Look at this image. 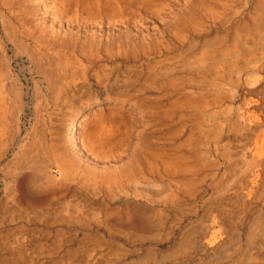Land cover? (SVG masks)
Returning a JSON list of instances; mask_svg holds the SVG:
<instances>
[{
    "label": "rangeland",
    "instance_id": "obj_1",
    "mask_svg": "<svg viewBox=\"0 0 264 264\" xmlns=\"http://www.w3.org/2000/svg\"><path fill=\"white\" fill-rule=\"evenodd\" d=\"M68 8L144 32L65 55L48 5L0 0V210L44 220L2 227L0 264H264V0Z\"/></svg>",
    "mask_w": 264,
    "mask_h": 264
},
{
    "label": "bare ground",
    "instance_id": "obj_2",
    "mask_svg": "<svg viewBox=\"0 0 264 264\" xmlns=\"http://www.w3.org/2000/svg\"><path fill=\"white\" fill-rule=\"evenodd\" d=\"M14 1V5L17 7H22V20L23 21H27L30 22L31 19L29 20V16H34L36 13H38V8L40 5H48V10L49 12H52L55 16L52 24L48 27H43L41 29V35L37 38L36 42L38 44H43V46L46 47H50L53 49H59L61 52H63L65 55H72V53H76V51L78 50V48L80 47L81 49H87V50H93V49H100L102 47H105L109 50H113L116 49L118 50L119 54H122L125 52L126 48L129 46V43L131 41V37L132 34L134 33V31H136V33H143L144 29L142 28H135L134 30L129 28L128 24L125 23V19L121 18L117 21H114L113 23H109L106 24V26L104 25L105 22H103V20H95V16H93V14H91L90 12H87V16L84 18L86 19L85 23L80 24L79 22L75 21V15L76 13H72L69 7H73V6H77L79 7L80 5V1L81 0H32L34 2V4L30 5L28 0H13ZM85 1V0H83ZM87 1V0H86ZM90 1L92 0H88V2L90 3ZM254 1V0H253ZM260 1V0H259ZM236 2V1H235ZM239 2V1H238ZM252 2V1H251ZM97 4V3H96ZM126 4V2H125ZM237 4V3H236ZM258 4V3H257ZM39 5V6H38ZM128 5V4H127ZM235 5V4H234ZM254 5V4H253ZM119 6V5H118ZM249 6V5H248ZM255 6V5H254ZM258 6V5H257ZM256 6V7H257ZM37 8V9H36ZM122 8V7H121ZM251 8V6H250ZM36 9V10H35ZM254 9V8H253ZM256 9V8H255ZM258 9V8H257ZM262 9V8H261ZM264 9V8H263ZM262 9V12L264 11ZM182 10V9H181ZM248 10V9H247ZM260 10V9H258ZM256 10V12L258 11ZM244 11V10H243ZM242 11V12H243ZM121 12V11H120ZM168 12V11H167ZM248 12V11H247ZM252 12V11H251ZM175 13V12H174ZM188 13V12H186ZM254 13V12H253ZM258 13V12H257ZM127 14V13H126ZM191 14V13H190ZM256 14V13H255ZM86 15V14H85ZM167 15V14H165ZM233 15V14H232ZM163 16V15H162ZM164 17V16H163ZM230 17V16H229ZM248 17V16H247ZM249 17H251L249 15ZM264 17V16H263ZM226 19H228L227 17H225ZM252 18V17H251ZM160 19V18H159ZM166 19V18H164ZM246 20V19H245ZM248 20V19H247ZM264 21V18L261 19ZM226 21V20H225ZM254 21V20H253ZM249 22V21H248ZM130 23V22H129ZM225 22L221 21L218 22V25L223 24ZM256 23V22H255ZM56 24H60V26L56 27ZM180 24V23H179ZM232 24V23H231ZM249 24V23H248ZM258 24V23H257ZM224 25V24H223ZM246 26L247 23H245ZM244 25V26H245ZM252 25V24H251ZM249 25V26H251ZM237 26V24H236ZM36 27L38 28V26L36 25ZM137 27V26H136ZM181 27V26H180ZM235 27V26H233ZM147 28V27H146ZM159 28V27H158ZM217 28V27H216ZM236 28V27H235ZM39 29V28H38ZM229 29V28H228ZM233 29V28H232ZM244 29V28H243ZM246 29V27H245ZM241 30V31H245ZM150 30V29H149ZM148 30V31H149ZM170 30V29H169ZM252 30V29H251ZM153 31V30H152ZM151 31V32H152ZM168 31V30H167ZM214 31V30H213ZM223 31V30H222ZM230 31V30H229ZM234 31V30H233ZM232 31V33H233ZM254 31V30H253ZM162 32V31H161ZM160 32V33H161ZM171 32V31H170ZM187 32V31H186ZM255 32V31H254ZM150 33V32H149ZM44 34V35H43ZM151 34V33H150ZM166 34V33H165ZM176 34V33H175ZM224 34V33H223ZM260 34V31L258 33ZM256 34V36L258 35ZM168 35V34H167ZM166 35V36H167ZM171 35V34H170ZM191 35V33H190ZM189 35V36H190ZM209 35V34H207ZM212 35V34H211ZM210 35V36H211ZM235 35V34H234ZM234 35H232L234 37ZM264 35V34H263ZM159 36V35H158ZM162 36H163V32H162ZM165 36V37H166ZM185 36V35H184ZM188 36V35H187ZM206 36V35H205ZM252 36V35H251ZM173 37V36H172ZM192 37V36H190ZM243 37V36H242ZM254 37V36H253ZM258 37V36H257ZM263 37V36H261ZM137 38V37H136ZM135 38V39H136ZM158 38V37H157ZM163 38V37H162ZM189 38V37H188ZM203 38V37H202ZM260 38V37H259ZM134 39V40H135ZM140 39V38H138ZM169 39V38H168ZM173 39V38H171ZM180 39V38H179ZM183 39V38H182ZM180 39V40H182ZM256 39V38H255ZM142 40V39H141ZM147 40V39H146ZM153 40V39H152ZM151 40V41H152ZM178 40V39H177ZM227 40V39H226ZM245 40V39H244ZM254 40V39H253ZM162 41V40H161ZM164 41V40H163ZM169 41V40H168ZM259 41V39H258ZM257 41V44H258ZM262 41V40H261ZM148 42V41H147ZM146 42V43H147ZM170 42V41H169ZM245 42V41H244ZM252 41L250 40V43ZM256 42V41H255ZM145 43V42H144ZM149 43V42H148ZM184 43V42H183ZM246 43V42H245ZM249 43V41L247 42ZM171 44V43H169ZM180 44V43H179ZM231 44V43H230ZM229 44V45H230ZM255 44V43H254ZM264 44V43H263ZM150 45V43H149ZM175 45V44H174ZM244 44L242 43L241 48H243ZM249 45V44H248ZM253 45V42L252 44ZM250 45V46H251ZM256 45V44H255ZM173 46V45H172ZM182 46V45H181ZM184 46V45H183ZM201 46V45H200ZM232 46V45H231ZM230 46V47H231ZM254 46V45H253ZM155 47V46H154ZM170 47V46H169ZM195 47V46H194ZM220 47V45H219ZM259 47V46H257ZM261 47V46H260ZM156 48V47H155ZM172 48V47H170ZM181 48V47H180ZM179 48V49H180ZM193 48V47H192ZM214 48V47H213ZM227 48V47H226ZM173 49V48H172ZM171 49V50H172ZM195 49V48H193ZM101 50V49H100ZM153 50V49H152ZM156 50V49H155ZM170 50V51H171ZM191 50V48H190ZM240 50V48H239ZM238 50V51H239ZM160 51V50H159ZM162 51V49H161ZM227 51V50H226ZM242 51V49H241ZM241 51L238 54L239 56H241ZM199 52V51H198ZM218 52V51H217ZM237 52V51H236ZM242 52H244V54H246L248 56V54L246 53L245 50H243ZM164 53V52H163ZM189 53V52H188ZM193 53V52H192ZM207 53V51H206ZM169 54V53H168ZM219 54V52H218ZM200 55V54H199ZM245 55V56H246ZM236 56V54H235ZM253 56V55H252ZM141 57V56H140ZM191 57V56H190ZM189 57V58H190ZM219 57V55H218ZM251 57V56H250ZM118 59V58H116ZM238 59V58H236ZM247 59V58H246ZM260 59V58H259ZM129 61V60H128ZM258 61V60H257ZM136 62V61H135ZM193 62V61H192ZM233 62V61H232ZM69 62H67L68 64ZM241 63V62H240ZM264 63V62H263ZM203 64V63H202ZM224 64V63H222ZM244 64V62H243ZM170 65V64H169ZM201 65V63H200ZM70 66V65H69ZM225 66V65H224ZM228 68V66H227ZM239 68V67H238ZM192 69V68H191ZM251 70V69H250ZM258 70V68H257ZM209 71V70H208ZM249 71V70H248ZM253 71V70H252ZM211 72V71H209ZM181 73V72H180ZM184 73V72H183ZM186 73V72H185ZM191 74V73H189ZM194 74V73H193ZM257 75V74H256ZM242 79V78H241ZM257 80V79H256ZM240 81V80H239ZM243 81V79H242ZM189 82V81H188ZM239 84V83H238ZM167 85V84H166ZM196 85V84H195ZM256 86V85H255ZM194 87V86H193ZM192 87V88H193ZM199 87V85H198ZM188 88V87H186ZM162 91V90H161ZM171 91V90H170ZM238 91V90H237ZM262 96V95H261ZM251 97V96H249ZM257 98V97H256ZM246 100V99H245ZM257 100V99H256ZM163 101V100H162ZM250 101V100H249ZM258 104V103H256ZM255 108L259 109L260 111H262V113H264V98L261 99V102L259 105H257ZM96 111H98V107L95 109ZM258 112V111H257ZM76 116V118H74ZM78 115H74L70 118L69 121V127L71 129L70 133H68V138H70L71 140H74L76 138V128H75V120L77 119ZM262 135V134H260ZM259 136V135H258ZM260 138V137H259ZM77 141V140H76ZM260 142V141H259ZM258 143V142H257ZM258 145V144H257ZM264 146V145H263ZM168 149V148H167ZM260 149V148H259ZM255 150V149H254ZM257 159V158H255ZM255 165V164H254ZM263 167V166H262ZM261 170V169H260ZM156 173V172H155ZM253 180V179H252ZM181 189V187H180ZM40 200V199H39ZM65 202V201H64ZM63 202V203H64ZM117 202V201H116ZM176 202V201H175ZM69 203V202H66ZM67 206L70 205L66 204ZM77 205V204H76ZM70 208V206H68ZM88 207V206H87ZM90 208V206H89ZM88 209V208H86ZM84 213V211H83ZM71 214V213H70ZM101 214V213H100ZM126 214V213H124ZM74 218V217H73ZM81 218V217H80ZM59 219V218H58ZM243 219V218H242ZM84 220V219H83ZM125 220V219H124ZM95 221V219H94ZM95 223V222H94ZM232 223V222H231ZM92 224V223H90ZM94 225V224H93ZM104 226V225H103ZM94 227V226H93ZM102 227V226H101ZM97 228V227H96ZM105 232V231H104ZM229 232V231H228ZM227 232V233H228ZM264 233V231H263ZM217 235V234H216ZM259 235V234H256ZM215 236V235H214ZM264 236V235H263ZM188 237V236H187ZM221 237V236H220ZM260 237V236H258ZM219 238V236H218ZM214 239V238H213ZM23 241V240H22ZM213 242V241H212ZM216 242V240H215ZM218 242V241H217ZM23 244V243H22ZM210 244V243H209ZM238 244V243H237ZM212 245V244H210ZM188 246V245H187ZM190 248V247H189ZM231 248V247H230ZM191 249V248H190ZM195 249V248H194ZM228 250V249H227ZM250 250V249H249ZM248 250V251H249ZM253 250V249H252ZM23 252V251H22ZM110 254V253H109ZM118 256V255H117ZM73 257V256H72ZM221 258V257H220ZM96 259V258H95ZM223 260V259H222ZM102 261V260H101ZM104 262V261H103ZM99 263V262H98ZM97 263V264H98ZM65 264V263H64ZM244 264V263H243ZM247 264V263H245Z\"/></svg>",
    "mask_w": 264,
    "mask_h": 264
},
{
    "label": "crops",
    "instance_id": "obj_3",
    "mask_svg": "<svg viewBox=\"0 0 264 264\" xmlns=\"http://www.w3.org/2000/svg\"><path fill=\"white\" fill-rule=\"evenodd\" d=\"M28 219V220H26ZM16 221H22L27 222L29 224H37L40 223L41 220L38 217H25V216H13V207L9 208L7 211H1L0 210V231L2 230V227L10 228V230L7 232L8 238L13 237V223H16ZM48 221V220H46ZM21 224V223H19ZM1 240V239H0ZM3 240V238H2Z\"/></svg>",
    "mask_w": 264,
    "mask_h": 264
},
{
    "label": "built area",
    "instance_id": "obj_4",
    "mask_svg": "<svg viewBox=\"0 0 264 264\" xmlns=\"http://www.w3.org/2000/svg\"><path fill=\"white\" fill-rule=\"evenodd\" d=\"M3 188H4V179H3V177L0 174V200L3 197Z\"/></svg>",
    "mask_w": 264,
    "mask_h": 264
}]
</instances>
